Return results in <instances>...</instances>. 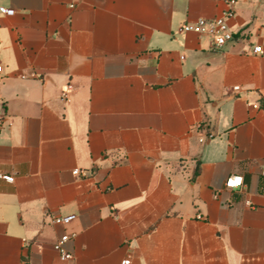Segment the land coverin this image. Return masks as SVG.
Wrapping results in <instances>:
<instances>
[{"label":"crops","instance_id":"1","mask_svg":"<svg viewBox=\"0 0 264 264\" xmlns=\"http://www.w3.org/2000/svg\"><path fill=\"white\" fill-rule=\"evenodd\" d=\"M0 7V264H264V0Z\"/></svg>","mask_w":264,"mask_h":264},{"label":"built area","instance_id":"2","mask_svg":"<svg viewBox=\"0 0 264 264\" xmlns=\"http://www.w3.org/2000/svg\"><path fill=\"white\" fill-rule=\"evenodd\" d=\"M234 4L235 0H226V7L221 11V13L213 18H202L199 17L195 19L192 23H184L181 29L184 31H192L200 35H206L210 38L211 46L213 48H220L234 39L233 32L229 29L228 21L234 16ZM0 12L3 14L11 15L13 9L0 7ZM253 53L264 54V46L256 45L253 47ZM1 71V65H0ZM234 91L239 90L238 86L233 87ZM2 124V118L0 117V125ZM74 175L80 174L79 169H74L72 171ZM261 176L264 177V170L260 172ZM0 178L7 182H12L13 177L3 175L0 173ZM225 187L228 189H237L242 186V177L236 175H230L226 178ZM74 218V215L66 216H54L52 221L54 223L67 225ZM69 234L64 233L54 244L53 248L59 253L60 257L63 259H70L71 255L66 252L64 248V243L68 240ZM120 264H131L128 257L121 260Z\"/></svg>","mask_w":264,"mask_h":264},{"label":"trees","instance_id":"3","mask_svg":"<svg viewBox=\"0 0 264 264\" xmlns=\"http://www.w3.org/2000/svg\"><path fill=\"white\" fill-rule=\"evenodd\" d=\"M264 99V97H261V100ZM260 107H264V102H260Z\"/></svg>","mask_w":264,"mask_h":264}]
</instances>
